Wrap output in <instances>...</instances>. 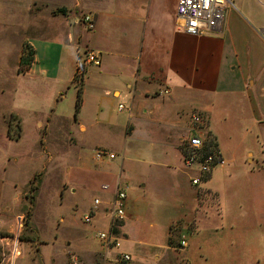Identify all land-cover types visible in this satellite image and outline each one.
<instances>
[{
	"label": "crops",
	"instance_id": "0c3cea01",
	"mask_svg": "<svg viewBox=\"0 0 264 264\" xmlns=\"http://www.w3.org/2000/svg\"><path fill=\"white\" fill-rule=\"evenodd\" d=\"M238 1L241 8L230 0L221 28L192 36L180 28L176 16L178 0H27L24 7L28 10L51 11L50 25L43 34L26 38L33 56L20 77L28 85L24 84L17 103L9 108L20 118L19 137L8 135V126L0 127V230H8L13 225L11 221L19 223L23 216L19 210L14 211L26 193L17 182L16 172L22 168L20 157L34 153L33 159L41 160V149L38 153L27 149L24 154L10 149L12 143L26 142L25 131L33 127L39 131L54 128L56 153L66 160L75 157L69 149L82 147L77 159L83 181L97 188L103 200L92 219L94 228L106 226L107 231L112 230L106 202L112 199L115 187L125 183L118 168L104 173L92 169L83 155L86 147H132L133 161L139 166L137 176L142 182L134 187V195L127 184L126 217L117 226L120 242L121 236L129 237L133 229L134 241L125 238L120 247L107 248L100 239L96 242L83 234L82 239L68 242L64 253L52 256L55 264H72L74 258L78 259L77 264H119L117 257L121 252L131 254L132 260L127 264H153L154 258L159 260L165 254L159 255L156 248L176 249L174 243H156L158 238L170 240L174 232L170 227L175 215L163 213L164 218H160L159 202L167 205L169 198L181 202V217L187 220L190 230L197 227L195 221L200 217H208L201 209L204 202L209 204V199L219 194L212 184L217 166L198 185H193L191 176L196 172L183 165L184 146L192 133L191 114L195 111L204 117V140L213 141L225 166L229 164L221 167L223 189L231 191L233 183L248 191L264 189V40L259 34L264 24L254 18L244 0ZM85 14L93 18V30L82 22ZM84 47L100 53V64L88 65L82 82L77 83L74 74L78 49ZM73 87L71 108L60 111V101ZM78 93L81 103L76 110ZM120 103L124 105L122 109ZM223 109L237 114L233 120L226 116L225 127L216 119ZM234 120L248 121L234 148L245 145L247 165L243 168L237 163L240 156H235L236 151L227 160L223 149V137L242 125ZM37 134L38 131L28 139L31 148L38 146ZM59 134L62 137L58 138ZM142 164L154 167L152 174L145 173ZM71 169L67 168L68 178ZM203 181L208 187L201 186ZM103 183L110 185L108 190L101 189ZM70 190L74 191L73 187ZM148 194L158 201L154 208ZM229 197L233 200L231 193ZM234 197V202L240 201L236 189ZM246 200H251V196ZM8 201L12 206H8ZM206 208L210 210L208 205ZM145 210L148 219L144 218ZM182 236L187 239L186 234ZM189 245L182 248L185 255Z\"/></svg>",
	"mask_w": 264,
	"mask_h": 264
},
{
	"label": "rangeland",
	"instance_id": "374dc122",
	"mask_svg": "<svg viewBox=\"0 0 264 264\" xmlns=\"http://www.w3.org/2000/svg\"><path fill=\"white\" fill-rule=\"evenodd\" d=\"M234 2L241 8L238 0ZM244 2L250 7L254 18L264 24V0H244ZM25 4L27 0H0V127L2 125L1 128L10 127V136L13 138L19 137L21 125L19 116L9 112V108L17 103L24 84L28 85L20 76L26 72L32 59L33 50L26 38L43 34L42 32L50 25V10H40L35 13L34 8L28 10L24 7ZM73 91H75L74 87L69 95L60 101L58 108L60 111L71 108L70 94ZM236 115L235 111L226 113V109H223L218 111L216 119L219 125L222 123L225 127L226 116L228 119L231 116L233 120ZM234 121L242 125H238L233 131H228L229 134L223 137L225 143L223 149L227 160L232 158L233 152L236 151L235 156H240L237 163L243 168L247 165L245 145L242 143L234 148L244 134L243 124L248 121ZM37 131L38 146L31 148L28 139L36 136ZM55 131L54 128L47 131L44 129L39 131L35 127L28 128L25 131L26 142L11 144L10 149H16L19 154H24L27 149H33L38 153L37 150L41 149L42 156L41 160L38 157L34 160V153H26L20 157L22 168L19 173L16 172L17 182L21 185L22 192L24 190L26 193H23L14 211L19 210L23 216L19 219V223L17 220L11 221L13 225L9 229L12 230H0V264H55L52 256L64 253L63 248L67 247L68 242L82 239L83 234H88L97 242L99 239L97 233L108 230L106 226L94 228L93 220L90 223L83 221V216L89 212L91 203L96 196H100V193L87 180L83 181V171L77 159L82 147L74 146L73 149H69L68 152L72 150L74 153V159L71 156L69 160H66L65 156L62 158L61 153H56ZM60 137L61 134L58 138ZM205 142L209 144L206 138ZM0 147L3 148V144ZM96 149L114 152L117 156L113 160L105 159V162H100L94 157ZM83 155L87 157L86 161L92 169L97 171L104 173L116 171L118 168L122 173V182L130 186L133 195L134 187H139L142 183L137 176L139 166L133 161L135 154L130 146L125 144L89 146L86 147ZM108 164L115 166L112 168ZM228 165L224 166L228 167ZM142 166L145 173L152 174L154 171L152 166L149 167L147 164ZM68 167L72 168L69 178ZM221 167L222 165H217L214 171L216 177L212 182L219 194H214L209 199V204L208 201L204 202L205 206L202 204L201 213H207L208 217H200L196 220L197 227L194 230H190L186 226L187 220L181 217L184 210L178 199L175 197L166 199L167 205L159 202L162 206L159 208L162 212L160 218H164L163 213H169L170 216L175 215L176 219L171 223L173 225L170 229L174 232L170 235V240L158 238L156 243L159 246L174 243L176 249L156 248L159 255L163 252L165 254L160 255L159 260L154 258L153 264H264V189L253 188L248 191L238 188L235 183L231 191L223 189L224 170ZM35 171L32 179L29 180ZM206 183L207 181H203L201 186H207ZM72 187L74 191L70 190ZM235 189L239 191L240 201L237 203L233 201H236ZM245 191L247 193L244 195ZM229 193L233 200L229 197ZM146 196L152 203L151 208H154L158 202L155 196L152 194ZM248 196H251V200L247 201ZM7 204L11 205L9 201ZM164 207L167 209L163 210ZM143 212L144 218H150L145 214L146 210ZM123 221L115 225V234H117V226ZM160 222L162 224L161 220ZM132 224L134 228V222ZM159 229L162 230V226ZM183 234L187 236L186 247L190 243L187 255L179 245ZM128 236H121V244H124L125 238L134 241V229L132 235ZM125 245H128V242ZM16 247L21 253L16 254Z\"/></svg>",
	"mask_w": 264,
	"mask_h": 264
},
{
	"label": "built area",
	"instance_id": "2783aa9c",
	"mask_svg": "<svg viewBox=\"0 0 264 264\" xmlns=\"http://www.w3.org/2000/svg\"><path fill=\"white\" fill-rule=\"evenodd\" d=\"M229 5L230 0H178L176 16L180 28L185 33L197 36L221 28L226 9ZM82 22L88 30H93L95 27L94 20L89 14H85L82 17ZM259 34L264 40V27L259 29ZM90 64H100V53L88 47L78 49V64L74 74V80L77 83L82 82L86 68ZM123 107L124 105L120 103L119 109ZM203 121L204 117L199 112H193L191 114L192 133L188 136L184 146V168L196 172V174L191 176V183L193 185H198L204 177L210 174L215 166L226 164L225 159L217 148H205ZM94 157L98 160L114 159L116 154L104 149H96ZM109 186L108 183H103L101 189L108 190ZM128 189V185H117L112 199L106 202L112 222V230L99 231L97 236L107 248L111 246L120 247L121 245L119 238L114 233V228L117 223L123 221L126 217ZM102 204L103 200L101 198H94L89 212L83 216V221L90 223ZM179 245L182 248L186 247L187 239L185 236L181 237ZM117 261L120 263H129L131 261V255L121 252L117 257ZM77 263L78 259L74 258L72 264Z\"/></svg>",
	"mask_w": 264,
	"mask_h": 264
},
{
	"label": "trees",
	"instance_id": "16d2710c",
	"mask_svg": "<svg viewBox=\"0 0 264 264\" xmlns=\"http://www.w3.org/2000/svg\"><path fill=\"white\" fill-rule=\"evenodd\" d=\"M32 56H33V51H32ZM80 103H81V98H80V94L78 93L77 102H76V110H78ZM10 132H11V129L9 127L8 135H10ZM215 146L216 144L213 141H209V144H206L205 148L209 149L210 147H215ZM215 148H217V146Z\"/></svg>",
	"mask_w": 264,
	"mask_h": 264
}]
</instances>
